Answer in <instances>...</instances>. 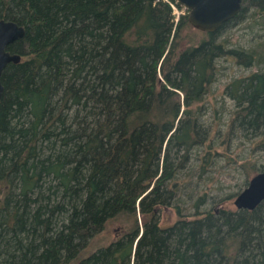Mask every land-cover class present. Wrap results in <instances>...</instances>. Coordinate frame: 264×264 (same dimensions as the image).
<instances>
[{"label": "trees", "instance_id": "1", "mask_svg": "<svg viewBox=\"0 0 264 264\" xmlns=\"http://www.w3.org/2000/svg\"><path fill=\"white\" fill-rule=\"evenodd\" d=\"M243 1L198 37L175 0H0V18L24 28L0 76V264H264V199L201 209V194L189 215L175 203L208 135L217 59L254 64L217 39ZM222 94L235 104L222 135L234 127L264 150V72ZM168 206L174 222L159 225Z\"/></svg>", "mask_w": 264, "mask_h": 264}, {"label": "rangeland", "instance_id": "2", "mask_svg": "<svg viewBox=\"0 0 264 264\" xmlns=\"http://www.w3.org/2000/svg\"><path fill=\"white\" fill-rule=\"evenodd\" d=\"M242 6L245 10L240 18L221 28L217 39L226 40L228 48L252 50L255 61L251 66H243L230 56L220 57L216 61L217 73L211 85L212 94L203 101V106L207 108L202 113V120L204 128L209 130L208 135L204 142L190 150L187 162L177 175L179 189L175 203L186 215L193 211L192 205L201 194H205L199 205L201 209H235L232 204L235 195L245 187L253 174L264 171V150L250 149L247 132L232 127L227 137L222 135L235 107L234 101L222 94V89L232 78L245 76L258 69L264 72V13H256L246 0ZM172 9L175 15L185 12L183 7L180 10L175 7ZM188 30L198 37L202 36L192 26ZM209 144L210 149L206 148ZM204 152H209V156L207 162L200 166ZM247 160L251 161L253 169L241 167L240 164ZM174 219L172 207L159 210V225H170Z\"/></svg>", "mask_w": 264, "mask_h": 264}, {"label": "water", "instance_id": "3", "mask_svg": "<svg viewBox=\"0 0 264 264\" xmlns=\"http://www.w3.org/2000/svg\"><path fill=\"white\" fill-rule=\"evenodd\" d=\"M187 10L186 19L194 29L215 32L223 23L232 19L240 10L241 0H175ZM23 26L0 18V76L8 63H17L20 55L10 52V44L22 39ZM3 87L0 82V96ZM264 199V171L256 172L245 187L232 200L236 210H252Z\"/></svg>", "mask_w": 264, "mask_h": 264}, {"label": "built area", "instance_id": "4", "mask_svg": "<svg viewBox=\"0 0 264 264\" xmlns=\"http://www.w3.org/2000/svg\"><path fill=\"white\" fill-rule=\"evenodd\" d=\"M171 7L173 8L174 6L173 5H171ZM181 13V12H180ZM177 15V14H176Z\"/></svg>", "mask_w": 264, "mask_h": 264}]
</instances>
